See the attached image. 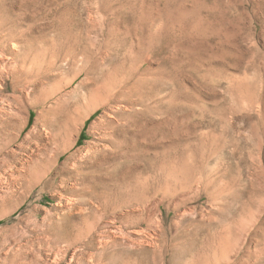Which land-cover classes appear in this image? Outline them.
<instances>
[{"label":"rangeland","instance_id":"1","mask_svg":"<svg viewBox=\"0 0 264 264\" xmlns=\"http://www.w3.org/2000/svg\"><path fill=\"white\" fill-rule=\"evenodd\" d=\"M0 68V264H264V0H0Z\"/></svg>","mask_w":264,"mask_h":264},{"label":"bare ground","instance_id":"2","mask_svg":"<svg viewBox=\"0 0 264 264\" xmlns=\"http://www.w3.org/2000/svg\"><path fill=\"white\" fill-rule=\"evenodd\" d=\"M73 64H75V61H73ZM85 71H86V67H84L83 65L79 66L78 71L71 77V79H69V82L71 83L72 81H74L76 77H78L81 74H84ZM0 79L2 81V82H0V94L2 95V100L5 103L4 105H6L4 107H1V105H0V115L2 117H4V118H2V123H0V141H1V139H4L3 133H5L8 138L10 137L11 134L9 133V127L11 125L12 126L16 125V126H18L17 128H19V129L21 127V123L19 125L18 123L13 122V121H15V114L13 113L12 110H13V107L16 103L19 102L22 105V101L27 99V94L25 92H23L22 89H23V87L26 86L28 81L25 80V78L16 79V77H12L9 74V72L4 71V70H2V71L0 70ZM17 89L20 90V95L18 93H16ZM22 107H23V105H22ZM58 153L59 152H57V154ZM9 168L10 169L7 170V171H9V174L7 173L8 174L7 177L3 176L4 177V183H6V185H7L6 187H7L8 192L4 193V194H0V202L3 201V199L7 198L8 195H11L15 192L14 188L16 185L14 183H12L11 180H14L15 182L18 180V182L21 183V181L23 180L24 176L27 173L26 165H24L22 167V169H16L13 166H11ZM8 210L9 209H4V208L0 209V219L6 217L8 215Z\"/></svg>","mask_w":264,"mask_h":264}]
</instances>
